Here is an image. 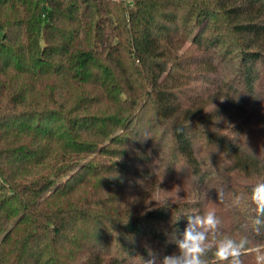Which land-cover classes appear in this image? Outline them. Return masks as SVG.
I'll use <instances>...</instances> for the list:
<instances>
[{
  "label": "trees",
  "instance_id": "trees-1",
  "mask_svg": "<svg viewBox=\"0 0 264 264\" xmlns=\"http://www.w3.org/2000/svg\"><path fill=\"white\" fill-rule=\"evenodd\" d=\"M256 121L264 0H0V264H160L213 209L264 248Z\"/></svg>",
  "mask_w": 264,
  "mask_h": 264
},
{
  "label": "clouds",
  "instance_id": "clouds-1",
  "mask_svg": "<svg viewBox=\"0 0 264 264\" xmlns=\"http://www.w3.org/2000/svg\"><path fill=\"white\" fill-rule=\"evenodd\" d=\"M218 195L221 196L222 193ZM250 200L255 206L256 213L253 223L259 231L260 227L264 226V181L252 187ZM233 203L239 205L241 197L235 196ZM162 206H169V201H165ZM185 217L187 227L182 237L174 241L177 251L164 256L160 264H208V260L204 257L213 248L216 262L243 264L242 256L248 253L254 254V264H264V248H249L247 238L236 240L226 235L218 238L220 220L214 209L207 210L203 214H189ZM145 264H156V261L152 259Z\"/></svg>",
  "mask_w": 264,
  "mask_h": 264
},
{
  "label": "rangeland",
  "instance_id": "rangeland-1",
  "mask_svg": "<svg viewBox=\"0 0 264 264\" xmlns=\"http://www.w3.org/2000/svg\"><path fill=\"white\" fill-rule=\"evenodd\" d=\"M187 44H184L183 49L186 47ZM182 49V50H183ZM181 50V51H182ZM250 135L257 134L258 136H261V138L264 137V126L261 125V122H254L252 126L249 127ZM187 188L184 185L179 184H173V183H167L165 184V189L163 191V195H170L168 198H171V200L176 198L177 196H182L183 194L187 193ZM173 195V197H171Z\"/></svg>",
  "mask_w": 264,
  "mask_h": 264
}]
</instances>
